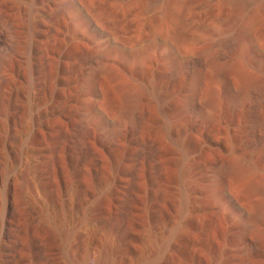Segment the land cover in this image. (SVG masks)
Here are the masks:
<instances>
[{
  "label": "rangeland",
  "instance_id": "obj_1",
  "mask_svg": "<svg viewBox=\"0 0 264 264\" xmlns=\"http://www.w3.org/2000/svg\"><path fill=\"white\" fill-rule=\"evenodd\" d=\"M4 21L0 264H264V0H0ZM234 158L256 166L219 177Z\"/></svg>",
  "mask_w": 264,
  "mask_h": 264
},
{
  "label": "bare ground",
  "instance_id": "obj_2",
  "mask_svg": "<svg viewBox=\"0 0 264 264\" xmlns=\"http://www.w3.org/2000/svg\"><path fill=\"white\" fill-rule=\"evenodd\" d=\"M5 35L8 37L11 36L10 43L6 49L7 55H10L15 51L16 45H15V37H14V28L12 27V24L8 21H4L0 25V38L2 36L5 37ZM12 35H13V37H12ZM225 45H226L225 48L231 50L234 47L235 43L233 40H230V41H227L225 43ZM235 67H237V64ZM235 67L233 66V68H232L229 66V67L223 68L222 70H220V69H217V70H220V72H219L220 75L226 76L229 73H231ZM235 71H237V69ZM258 91H259L258 93L260 94V97H263L264 96V90L261 88ZM80 126L81 127L79 130L78 139H77L79 146L81 147V149L83 151H85V153L92 155L93 149L91 148L90 143H88L89 142V136H90V133H89L90 127H89L88 123H86V122H83L82 125H80ZM254 135H255V139L257 140V143L259 145L263 146V148H264V114H260L256 119ZM155 148L156 147L154 144L148 145V147H147V149L150 152L155 151ZM255 166L253 165L251 160L243 159V158H234L232 161H230V162L228 161V163L224 164L219 169L218 176L221 178H238V177L246 174L250 170L254 169ZM8 197H9L8 194H6V197H5L6 212H8V210H9L8 209V205H9ZM246 235H251V236H246L244 238L248 247H251L258 242L257 231L252 230L249 234H246ZM98 264H100V262H98Z\"/></svg>",
  "mask_w": 264,
  "mask_h": 264
}]
</instances>
